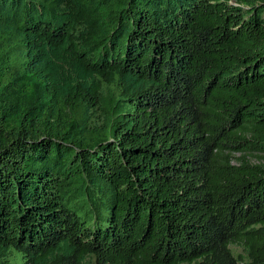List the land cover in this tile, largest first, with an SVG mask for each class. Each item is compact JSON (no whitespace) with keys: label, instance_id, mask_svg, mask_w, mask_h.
Masks as SVG:
<instances>
[{"label":"trees","instance_id":"16d2710c","mask_svg":"<svg viewBox=\"0 0 264 264\" xmlns=\"http://www.w3.org/2000/svg\"><path fill=\"white\" fill-rule=\"evenodd\" d=\"M0 264H264V0H0Z\"/></svg>","mask_w":264,"mask_h":264},{"label":"rangeland","instance_id":"374dc122","mask_svg":"<svg viewBox=\"0 0 264 264\" xmlns=\"http://www.w3.org/2000/svg\"><path fill=\"white\" fill-rule=\"evenodd\" d=\"M236 156H239V154H237ZM236 254H240L242 252V250L240 248H234Z\"/></svg>","mask_w":264,"mask_h":264}]
</instances>
